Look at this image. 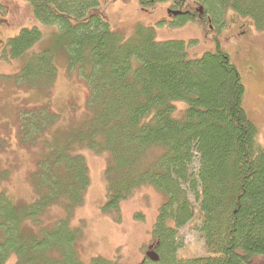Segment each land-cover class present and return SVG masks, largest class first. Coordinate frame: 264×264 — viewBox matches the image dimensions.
<instances>
[{
    "label": "trees",
    "instance_id": "16d2710c",
    "mask_svg": "<svg viewBox=\"0 0 264 264\" xmlns=\"http://www.w3.org/2000/svg\"><path fill=\"white\" fill-rule=\"evenodd\" d=\"M25 1L35 21L54 31L33 52L43 35L37 27L23 28L2 56L13 61L28 55L15 77L28 89L50 86L56 56H65L88 89L87 118L58 143L49 134L59 116L49 107L20 115L21 144L40 152L31 176L35 198L16 203L3 189L7 173L0 171V264H85L77 251L81 234L70 223L90 184L84 149L106 157V215L118 213L141 187L165 197L153 228L155 255L140 264H252L264 258V147L244 110L241 73L216 34L215 51L189 59L183 41H155L151 28H136L128 38L111 30L99 0ZM186 1L137 3L143 11L170 3L174 12L181 10L172 16L176 27L191 22L219 33L231 12L264 31V0H193L201 12L184 11ZM53 207L65 217L36 227ZM195 218L206 255L182 258L179 229ZM89 264L116 263L99 257Z\"/></svg>",
    "mask_w": 264,
    "mask_h": 264
},
{
    "label": "rangeland",
    "instance_id": "374dc122",
    "mask_svg": "<svg viewBox=\"0 0 264 264\" xmlns=\"http://www.w3.org/2000/svg\"><path fill=\"white\" fill-rule=\"evenodd\" d=\"M170 5L157 4L152 10L143 11L137 0H99L98 8L110 29L122 37H130L136 28L148 27L154 30L155 41H183L189 59L215 51L213 34H216L220 46L229 52L241 73L245 88L244 110L258 127V143L264 147V31H256L250 19L236 17L231 12L224 14L223 28L219 33H215L217 29L210 31L191 22L176 27V15L173 19L169 13L176 9ZM183 9L201 11L193 0H187ZM31 27H37L43 35L42 41L35 45V52L48 44L54 29L38 24L25 0H0V171L7 173L2 181L3 189L16 203L24 205L35 198L31 176L37 170L40 152L39 148L21 144L20 115L26 109L41 105L49 107L59 116V126L51 129L49 134L51 140L58 143L87 118L85 98L88 89L82 78L76 75V70L67 67V59L62 54L55 58V81L47 88L28 89L15 80L28 55L23 60L11 61L3 57L2 52L7 41L16 37L23 28ZM81 152L87 163L90 184L84 204L75 209L70 219L72 227L78 228L81 234L77 242L80 260L89 264L92 259L101 257L116 264H140L146 257L155 255L153 228L165 197L154 188L141 187L120 204L118 213L106 215L102 210L106 203V157L94 155L86 149ZM64 217L60 207H53L45 212L41 224L36 227H52L55 221ZM199 223L195 218L179 229L183 241L178 251L180 257L189 259L206 255L204 241L197 231ZM149 246L153 249L148 250ZM8 264H14V260ZM252 264H264V258L256 257Z\"/></svg>",
    "mask_w": 264,
    "mask_h": 264
},
{
    "label": "water",
    "instance_id": "95a60500",
    "mask_svg": "<svg viewBox=\"0 0 264 264\" xmlns=\"http://www.w3.org/2000/svg\"><path fill=\"white\" fill-rule=\"evenodd\" d=\"M199 12H200V10H199ZM173 15H175V14L173 13ZM152 248H153V247H152V246H150L148 249H149V250H151Z\"/></svg>",
    "mask_w": 264,
    "mask_h": 264
},
{
    "label": "flooded vegetation",
    "instance_id": "af4514ba",
    "mask_svg": "<svg viewBox=\"0 0 264 264\" xmlns=\"http://www.w3.org/2000/svg\"><path fill=\"white\" fill-rule=\"evenodd\" d=\"M173 12H174V11H169V13H170L171 17H172V14H173Z\"/></svg>",
    "mask_w": 264,
    "mask_h": 264
}]
</instances>
